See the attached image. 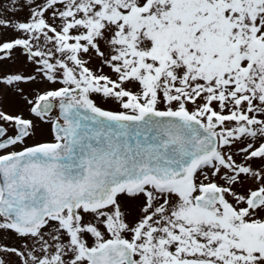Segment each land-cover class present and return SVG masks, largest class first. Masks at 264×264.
I'll return each mask as SVG.
<instances>
[{"label": "snow or ice", "instance_id": "6c2138e0", "mask_svg": "<svg viewBox=\"0 0 264 264\" xmlns=\"http://www.w3.org/2000/svg\"><path fill=\"white\" fill-rule=\"evenodd\" d=\"M0 264H264V0H0Z\"/></svg>", "mask_w": 264, "mask_h": 264}, {"label": "rangeland", "instance_id": "374dc122", "mask_svg": "<svg viewBox=\"0 0 264 264\" xmlns=\"http://www.w3.org/2000/svg\"><path fill=\"white\" fill-rule=\"evenodd\" d=\"M40 137H39V134L37 135V139H39ZM30 143H31V141H29Z\"/></svg>", "mask_w": 264, "mask_h": 264}]
</instances>
